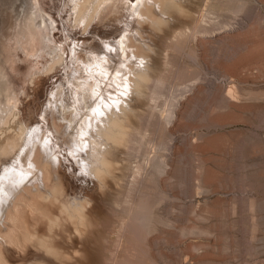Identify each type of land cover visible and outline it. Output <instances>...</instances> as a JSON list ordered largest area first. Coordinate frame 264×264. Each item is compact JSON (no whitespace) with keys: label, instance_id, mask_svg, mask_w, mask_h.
Returning <instances> with one entry per match:
<instances>
[{"label":"rangeland","instance_id":"rangeland-1","mask_svg":"<svg viewBox=\"0 0 264 264\" xmlns=\"http://www.w3.org/2000/svg\"><path fill=\"white\" fill-rule=\"evenodd\" d=\"M8 1L14 6L25 3ZM245 1L246 8L239 11L228 0L189 1L197 10L195 20L185 22L189 30L184 31L182 22L170 29L176 36L168 30L164 42L158 39L162 49L149 82L151 98L136 102L139 119L130 121L129 134L140 130L141 137L139 131L131 133L126 149L117 150L121 156L115 157L120 160L115 158L113 164L118 160L121 166L115 167L120 170L113 167L114 175L106 178L104 186L89 183L95 204L90 211L94 226L84 242L71 233L68 240L73 239L63 244V249L71 251L82 245L86 254L81 256V246L69 262L60 264H264V21L234 33L223 30L234 13L241 21L248 9H254V18L264 20V0ZM39 5L43 16L52 22L49 32L53 37L63 40L66 32L73 38L78 35V28L71 27L65 0H40ZM230 49L236 52L232 56ZM15 50L19 68L15 81L26 87L21 89L19 110L30 121L36 118L53 79L38 68L45 55L21 47ZM165 58H171V64L167 61L170 66L164 63ZM235 59L242 64H235ZM32 67V76H39L33 81L24 76ZM163 68L167 69L165 89L160 91L155 78ZM196 77L201 82L180 99L175 117L165 126L164 108H172L176 102L173 96ZM6 129L7 125L1 131ZM123 150L129 152L125 155ZM154 157L159 158L156 165ZM68 180L75 183L69 175ZM139 211L149 217L142 224ZM19 245L22 252L7 254L4 262L33 260L26 246Z\"/></svg>","mask_w":264,"mask_h":264},{"label":"bare ground","instance_id":"bare-ground-1","mask_svg":"<svg viewBox=\"0 0 264 264\" xmlns=\"http://www.w3.org/2000/svg\"><path fill=\"white\" fill-rule=\"evenodd\" d=\"M24 1V4L16 1L18 5L14 6L8 0H0V264L10 262H4L7 254L22 252L19 244L26 246L33 259L29 258L31 261L25 264L67 263L71 254L81 251L79 248L83 246H74V249L71 245L74 250H65L64 242L72 237L71 233L86 240L94 226L90 211L95 204L92 192H88L89 183L92 181V185L104 186L106 178L114 175L113 167L119 163L120 158L115 154L120 155L119 149H126L131 133L140 132L133 129L135 131L131 130L129 134V129L131 120L140 110L136 102L145 101L148 97L156 57L161 55L159 45L162 41L158 39L164 42L168 35L166 32L182 22V26L186 25L184 31L189 30L190 20L196 18V9L190 7L189 1L192 0H65L71 27L78 28L79 33L73 38V34L66 32L60 40L50 34L52 22L41 13L43 6L39 5L40 0ZM228 2L234 4L237 11L247 5L245 0ZM253 10L248 9L241 21H237L238 14L234 13L223 30L234 33L238 28L248 29L254 23L264 21L259 20L260 17L254 18ZM186 20H189L188 25ZM17 47L24 51L38 50V54L45 55L44 63L38 68L41 72L45 70L42 74L45 73L47 78L53 79L36 118L30 121L19 110L21 89L26 87L15 81L19 78L16 76L19 75ZM232 51L231 56L236 53ZM171 58L164 63L170 66ZM242 61L244 65L245 61ZM166 68L158 71L155 78L160 91L165 89ZM32 70L33 67L28 68V74L24 75L31 81L38 76L36 73L32 76ZM54 71H57L55 75L52 74ZM199 81L196 77L183 84L182 88L180 84L181 91L177 97L173 96L176 98L174 106L161 111L162 114L165 112V126L175 117L180 99L190 93ZM177 90L173 91L176 93ZM146 109L149 110L148 106ZM6 125L8 129L1 131ZM157 143L160 145V141ZM115 158L118 163L113 164ZM153 160L156 165L159 158ZM164 164L169 166L167 162ZM153 165V168L157 167ZM68 175L75 183L68 180ZM138 217L139 224L149 218L141 212ZM85 254L83 247L81 256Z\"/></svg>","mask_w":264,"mask_h":264}]
</instances>
